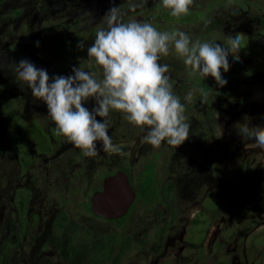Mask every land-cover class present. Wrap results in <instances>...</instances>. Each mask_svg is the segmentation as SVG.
<instances>
[{"label":"rangeland","instance_id":"374dc122","mask_svg":"<svg viewBox=\"0 0 264 264\" xmlns=\"http://www.w3.org/2000/svg\"><path fill=\"white\" fill-rule=\"evenodd\" d=\"M243 1L248 7L258 4V0H252V4L249 0ZM127 2L133 1L0 0V196H4L7 189L12 190L14 184H23L22 189L27 194V216L38 212L43 217L41 229L35 234L28 232L25 264H66L65 261L70 264H95L92 254H98V234L104 227L106 264H131L143 257L147 264H157L160 255L154 252L152 247L155 244L153 241L150 243L149 239L153 228L150 224L144 225L145 220L135 212V207L126 214L127 218L122 219L123 227H120V223L85 212V204L80 200H88L92 187L100 184L105 169L120 166L128 169L129 174H134L146 157L164 145L168 146L169 156L166 154L159 161L160 176L168 172L170 164L177 166L182 178L177 190H181L182 202L186 205L183 213L192 215L188 223L181 218H168V228H162L166 235H184L187 247L201 244L210 230L212 217L218 216L219 241L216 246L221 254L219 260H224L220 264H258L259 253H264V150L257 148L254 141L242 138L237 127L247 118L249 126L264 127V78L257 77V81L253 79L252 82L244 79V67H239L241 70L236 69L238 67L229 69L227 73L231 74H227L230 78L225 88L230 94H217L211 102L217 109L216 131L219 139L213 156L206 160L198 156L196 142L186 141L177 148L163 142L159 148L149 147L148 154H140L142 147L150 146L144 139L146 130L132 125L117 111L110 114L108 133L123 155L100 150L96 157H86L80 149L65 141L57 146L56 154L40 157L36 143L27 131L20 142L21 151H17L14 141L17 125H27L26 119L29 121L28 117L31 116L41 118L44 123L51 117L47 115V106L43 101L35 100L27 86L21 88L12 62L28 59L37 68L46 69L50 77L72 75V68L81 66L98 79L102 78V68L88 57L87 47L94 42L98 29L107 28L105 14L112 7L118 9L120 3L124 6ZM229 2L219 0L217 9L209 14L211 18H218L217 26L207 29L197 24L191 29L189 27L187 34L203 39L205 35L218 38L231 36L232 32L225 27L234 22L233 19L229 21L231 13L226 10L231 7ZM253 9V12L259 11V8ZM239 16L241 14L236 17ZM144 17L142 13L137 19L141 21ZM130 18L133 19L134 15ZM25 20L29 24L26 31L22 28ZM49 27L60 31L49 34L47 30L44 31ZM80 41L84 42L83 49L77 46ZM159 62L169 66L170 82L174 93L185 104V116L191 133L197 129L203 114L201 108L204 106L199 107V104L198 108L194 104L196 109L188 112L198 92L194 90L192 81L201 83L199 88H204L201 76L186 67L174 48L170 47L169 54L162 56ZM189 92L192 93L191 101L185 99ZM9 103L14 104L12 111L7 110ZM94 104V100H90L87 107L91 109ZM97 146L100 147L99 144ZM74 184H81L82 189L74 193ZM196 200L200 203H194ZM187 208L190 213L186 212ZM162 209L160 206L151 212L141 208V213L164 215ZM80 217L94 228L95 239L90 240L89 230L84 231L81 225V235H73L68 252L69 223L79 222ZM58 227L61 228L57 235L66 247L64 253L60 250L57 253L53 244ZM133 229L138 230L136 238L131 236L122 242L125 233ZM238 232H248V235L241 238ZM20 258L22 256L17 252L12 261L21 264Z\"/></svg>","mask_w":264,"mask_h":264},{"label":"clouds","instance_id":"9594fccd","mask_svg":"<svg viewBox=\"0 0 264 264\" xmlns=\"http://www.w3.org/2000/svg\"><path fill=\"white\" fill-rule=\"evenodd\" d=\"M161 2L173 17H180L189 13L194 0ZM136 7L135 3L130 4L131 9ZM104 19L107 28L98 29L94 42L87 47L88 57L102 68V78L98 79L81 66L73 67L72 75L50 77L46 69L22 59L12 62L17 82L21 88L27 86L35 100L46 104L47 115L56 125V134L65 137L86 157H96L100 150L123 155L108 133L113 111L123 114L132 125L145 129V142L153 148H159L163 142L179 147L189 138L190 124L185 116V104L173 91L169 66L159 62L161 57L169 54L170 47L174 48L193 73L203 79L211 76L217 85L224 87L227 80L221 70L229 71V55L234 60L240 59V50L245 46L244 34L229 36L226 45L193 42L184 31H159L151 22L136 19L124 22L115 7ZM77 46L85 47L83 41ZM199 91L206 99L208 92L203 88ZM185 99L191 101L192 93ZM90 100L95 102L91 109L86 106ZM248 119L238 123V134L264 150V127L249 126Z\"/></svg>","mask_w":264,"mask_h":264},{"label":"flooded vegetation","instance_id":"af4514ba","mask_svg":"<svg viewBox=\"0 0 264 264\" xmlns=\"http://www.w3.org/2000/svg\"><path fill=\"white\" fill-rule=\"evenodd\" d=\"M132 1L133 2L127 3H135L137 5L135 10L132 9V11H135L133 13V19H136L138 22L151 21L154 24L153 26L156 27L159 31L171 32L173 30H179L184 31L187 34L186 31L189 29V27L191 29V27L196 26L197 24L207 29H209V27L214 28L215 26H217L216 22L218 21V18H211L209 14H212L217 9L219 0H195L193 5L190 7L189 18L187 19L186 17H182L176 20H171V18L164 17L170 12V10L163 7L161 0ZM229 1V5H231V7L226 10H229L228 13H231L229 21L233 19L234 22L228 23L225 27H227V29L232 32L231 36H234L236 33L244 34L242 43L243 45H245V47L241 48L239 53L240 59L238 61H240L244 65V69L246 72V74L244 75V79H249L251 82L253 81V79L257 81V77L264 78V0H262V3L260 0H258V4H255L252 7H248V5H245V1L242 2V0ZM249 3L252 4V0H249ZM126 4H124L123 6L120 3L118 6L119 15L121 18L122 14L126 11L124 10V8L126 9ZM144 7H147L148 9H145ZM253 7L259 8V11L253 12ZM21 13L22 12L20 11V14ZM142 13L145 15V17L141 21H139L137 17ZM238 14H241V16H239L240 18L236 17ZM34 23L37 24V22L35 21ZM27 27L29 28V24L27 23V20H25L22 23V28L26 31ZM188 35L193 42L199 40L201 42H217L222 45H226L227 43V38H218L215 36L205 35V38L203 39L196 37L195 35ZM252 52L254 53L253 58L251 56ZM228 60L235 61L231 55H229ZM196 89L198 90V92H200L199 89L201 88L195 87L194 90ZM203 89L206 91L205 88ZM208 94H211V99L212 101H214L215 97L218 94L217 87L209 89ZM12 105L14 106V104L11 103L6 105L8 107V111H12ZM201 106L208 107L207 104H199V107ZM193 107H195V105H193ZM196 107H198V105H196ZM211 107L212 112L209 113L208 109H205L203 111V114H201L202 118L200 117L198 121L199 124L197 125V129L194 130V132L192 128L193 132L190 133L189 138L186 140V142L197 143L198 156H203L205 160L213 156L217 141L219 139L216 131L217 109L214 102L211 103ZM28 119L29 121L26 119L27 125H25V123H19L17 125V132L16 136L14 137V141L15 147L18 152L21 151L20 142L23 140L26 131L35 141L38 155L40 157L56 154V148H58L57 146H61L65 141L68 142L65 137L56 134V125L51 119H49L46 123H44L41 118L39 119L37 116L36 118L31 116L28 117ZM149 147H151V145L142 147L140 154H148L149 152L147 149ZM167 147L168 146L164 145L158 150L153 151L150 154V157H146L141 167L134 174H129L128 169L120 166L113 167L111 169H105L100 184L94 185L92 187L93 191L88 200H80L81 203L83 202L85 204L84 211L86 210L85 212L94 213L91 208V196L93 192L97 189L103 188V179L105 176L115 173L119 169H123L129 174L131 183L137 192L136 199L130 209L135 207V212L138 213L141 218H144V225L150 224V227L152 226L151 228H153L149 239L150 243L153 241V243L155 244V246L152 247V249L154 248V252L160 255L159 262L157 264L224 263V260H219V255L221 254H219L218 246H216L217 242L219 241V237L217 238L219 231L218 216H215L214 218L212 217L210 230L208 231L207 237L205 238L204 242L201 244H192V246L190 245L189 247L186 246L184 235H181L179 237L166 235V233L164 232L165 230L162 229L168 228L166 223V220L168 218H181L185 223H188V220H190L189 217L192 216L185 215L183 213L186 210V207H183L186 205L182 202L183 197L181 196V190L179 192L177 190V185H179L182 180V178L179 177V171H177L176 169L177 166L175 167L174 163L170 164L168 166V172L165 173L164 176H160L158 164L162 156L166 154L169 156ZM205 160L203 161L204 163ZM169 162H171L170 159ZM213 180L214 178H212L211 183H213ZM22 185L19 183L14 184V188H12V190L7 189L4 196H0V264H15L12 259L14 254L17 252L22 256V258H20V263L25 264L28 232L30 234H35L41 229L43 217L40 213L34 212L32 214L30 213L29 217L27 216V194L26 191L22 189ZM73 189L75 191L74 193H76V191L82 189L81 184H74ZM177 198L180 199V202H178ZM75 200H77V198H75ZM196 202L200 203L198 200H196L194 203ZM160 206L163 207L162 210L163 212H165L164 215H145L141 213V208H143V210L147 208L151 210V212H153L157 207ZM188 210L189 209L187 208L186 212L190 213ZM127 216L128 215H125L118 219H107L115 221L116 223H120V227H123L122 219L127 218ZM79 222L72 221L71 223H69L71 224V234L67 240L68 252L70 251L69 242L73 235L80 234L79 228L81 225H83L84 231L89 230L87 232L89 239H92L93 241L95 239L94 228L90 227L89 224L85 222V219H83V217L79 218ZM60 228L61 227H58L56 230V236L53 240V244L56 248L57 253L59 250L64 253L66 248L65 243L64 241L62 242L60 236L57 235L60 231ZM137 231L138 230L135 229L129 230L127 233H125V239H123L122 242H124V240H128V237L131 236L133 238H136ZM237 234H240L241 238H246L248 232L243 234L238 232ZM98 240V246L96 247L98 248V250H96L98 254H92L95 261L94 263L96 264L97 262L98 264H106L105 227L104 229L100 230V233L98 234ZM214 240L216 241V243H214ZM63 243L64 245L62 246ZM157 247L160 249L159 251H157ZM259 255L260 258L258 264H264V253H259ZM145 260V257H143L139 262L137 261L131 264H147ZM65 262L66 264H70L69 261ZM122 263L123 262H121L120 264Z\"/></svg>","mask_w":264,"mask_h":264},{"label":"water","instance_id":"95a60500","mask_svg":"<svg viewBox=\"0 0 264 264\" xmlns=\"http://www.w3.org/2000/svg\"><path fill=\"white\" fill-rule=\"evenodd\" d=\"M136 196L137 192L131 183L129 174L119 169L105 176L103 188L93 192L91 208L97 215L118 219L129 212Z\"/></svg>","mask_w":264,"mask_h":264},{"label":"trees","instance_id":"16d2710c","mask_svg":"<svg viewBox=\"0 0 264 264\" xmlns=\"http://www.w3.org/2000/svg\"><path fill=\"white\" fill-rule=\"evenodd\" d=\"M130 4H132V3H127L126 4V9L124 8V10H126L127 12L124 14H122V20L124 21V22H128V21H131L132 19L130 18L131 16H133V13L135 12V11H131L132 9L130 8ZM131 11V12H130ZM189 16H190V12L187 14V15H182V16H180V17H173L172 15H171V13L169 12L168 14H166L164 17H167V18H171V20H176V19H179V18H182V17H186L187 19L189 18ZM65 27V26H64ZM45 30H47L48 32H49V34H50V32L53 34V32H54V34H57V32H59L60 31V29H58V30H55V29H53L52 27H49V28H44V31ZM61 30H62V28H61ZM43 31V30H42ZM70 45V44H69ZM71 50V48H69V51ZM229 64H230V68L229 69H231V68H233V67H238V68H236V69H239V70H241L240 68L241 67H244V65L240 62V61H237V60H235V61H233V60H229ZM240 67V68H239ZM222 71V74H223V77L226 79V80H229V78H228V76H227V74H231V72L230 73H223V70H221ZM230 71V70H229ZM224 74H226V76L224 75ZM200 81L203 83V87L206 89V91L209 93V89H212V88H214V87H217V86H219V85H217V83H216V81H215V79L214 78H211V77H207V78H205V79H203L202 77L200 78ZM193 82V85H194V87H200L202 84L201 83H196V82H194V81H192ZM198 84V85H197ZM185 86H186V84H185ZM226 85L224 86V87H217V89H218V91H219V93H218V95H221V93L222 92H225L226 94H230V91H228L226 88ZM211 94H208V96H207V98L206 99H203L202 98V96H201V93L200 92H197V94L196 95H194V102H193V105L195 104V105H198V104H207L208 105V107H203V108H201V111L203 112L205 109H208V112L210 113V112H212V110L210 109V107H211V102H212V99H211ZM86 106H87V104H86ZM190 106V105H189ZM198 108V107H197ZM196 108L195 107H193V106H190L189 107V109H188V112H190L191 110H195Z\"/></svg>","mask_w":264,"mask_h":264}]
</instances>
